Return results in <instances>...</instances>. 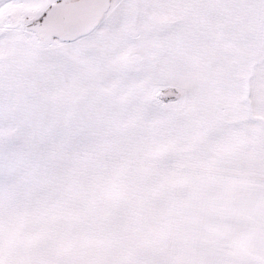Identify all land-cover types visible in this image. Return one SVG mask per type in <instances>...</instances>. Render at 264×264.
Wrapping results in <instances>:
<instances>
[{
    "label": "snow or ice",
    "instance_id": "obj_1",
    "mask_svg": "<svg viewBox=\"0 0 264 264\" xmlns=\"http://www.w3.org/2000/svg\"><path fill=\"white\" fill-rule=\"evenodd\" d=\"M0 264H264V0H0Z\"/></svg>",
    "mask_w": 264,
    "mask_h": 264
}]
</instances>
